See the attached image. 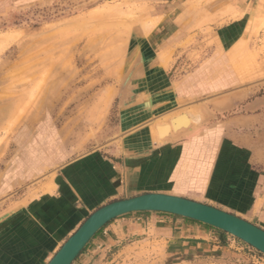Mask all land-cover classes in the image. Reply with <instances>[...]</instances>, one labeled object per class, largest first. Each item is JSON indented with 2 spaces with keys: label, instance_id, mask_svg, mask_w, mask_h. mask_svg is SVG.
I'll return each mask as SVG.
<instances>
[{
  "label": "rangeland",
  "instance_id": "rangeland-1",
  "mask_svg": "<svg viewBox=\"0 0 264 264\" xmlns=\"http://www.w3.org/2000/svg\"><path fill=\"white\" fill-rule=\"evenodd\" d=\"M163 5L159 0H0V220L46 192V182L65 163L111 148L138 125L134 120L129 131V122L124 124V102L154 98L157 86L145 79L144 67L156 57L177 83L195 78L203 64L216 60L237 77L227 94L264 95V0H189L184 10ZM180 13L185 19L177 23L183 25L168 24ZM161 17L169 38L172 31L191 33L181 46L194 52H155L162 44L154 45L152 32ZM215 48L228 52H212ZM171 109L153 115L156 137L164 130L163 135L178 132L187 120L203 122L198 110H189L192 117L175 110L160 119ZM170 119L172 127H165ZM213 231L217 241L191 244L155 239L151 231L139 237L142 242L114 252L113 264H264V255L253 247Z\"/></svg>",
  "mask_w": 264,
  "mask_h": 264
},
{
  "label": "crops",
  "instance_id": "crops-1",
  "mask_svg": "<svg viewBox=\"0 0 264 264\" xmlns=\"http://www.w3.org/2000/svg\"><path fill=\"white\" fill-rule=\"evenodd\" d=\"M159 1L174 10H184L189 2ZM164 19L152 32L154 45L162 44L155 52H194L181 46L191 33L172 31L169 38ZM179 19H185L183 13L170 18L168 24L183 25L177 23ZM168 38L176 42L172 47L163 45ZM212 52L228 51L215 48ZM153 61L144 71L145 79L157 86L154 98L124 102L123 122H129V131L138 121L133 132L107 150L65 163L46 182V192L4 216L0 220V264H47L95 210L147 192L208 203L264 229V95L227 94L225 90L237 77L231 71L227 74L226 66L216 60L203 64L195 78L178 83L171 70L158 64L157 57ZM170 109L160 119L166 121L175 110L192 117L189 110H198L203 122L191 121L178 132L170 129L164 137H156L152 129L157 120L151 123L152 117ZM167 123L171 125V119ZM128 193L132 195L116 197ZM100 231L73 264H113L114 252L142 242L139 237L151 231L155 239L172 242L217 241L212 229L157 212L131 213Z\"/></svg>",
  "mask_w": 264,
  "mask_h": 264
},
{
  "label": "water",
  "instance_id": "water-1",
  "mask_svg": "<svg viewBox=\"0 0 264 264\" xmlns=\"http://www.w3.org/2000/svg\"><path fill=\"white\" fill-rule=\"evenodd\" d=\"M135 212L166 213L191 219L225 232L264 255V229L259 226L206 203L173 194L147 192L110 202L95 210L47 264H73L103 227L116 218Z\"/></svg>",
  "mask_w": 264,
  "mask_h": 264
},
{
  "label": "bare ground",
  "instance_id": "bare-ground-1",
  "mask_svg": "<svg viewBox=\"0 0 264 264\" xmlns=\"http://www.w3.org/2000/svg\"><path fill=\"white\" fill-rule=\"evenodd\" d=\"M10 35H11V34H10ZM10 35H9V36H10ZM7 36H8V34H7ZM4 39H5V38H4ZM8 41H9V40H8ZM12 42H13V41H12ZM5 43H6V42H5ZM9 44H10V43H9ZM178 116H179V114H178ZM178 116L176 115V116H174V117H177V118H178ZM183 116L185 117V116H186V114H184ZM183 116H182V117H183ZM174 117H173V119H174ZM180 118H181V117H180ZM175 120H176V119H175ZM186 120H187V119H186ZM187 121H188V123H187L186 125H184V127H182V128H186V126H188V125H189V123H190V120H187ZM193 121H195V122H196V120H195V119H194ZM176 122H177V121H176ZM181 122H182V121H181ZM183 123H184V122H183ZM168 124H169V123H168ZM180 124H181V123H180ZM160 125H162V124H160ZM158 126H159V125H158ZM164 126H165V127L167 126V125H166V123H165V125H164ZM164 126H163V127H162V126H160V127H161V128H164ZM169 126H170V125H168V127H169ZM175 126H176V125H173V128H174V129H175ZM160 127H159V128H160ZM170 127H172V126H170ZM176 127H177V126H176ZM157 129H158V127H157ZM166 129H167V128H166ZM164 131H165V130H164ZM164 131H163V132H164ZM157 132H158V131H157ZM163 132H162V133H163ZM162 133H160V135H162V136H165V134L163 135ZM158 134H159V133H158ZM160 135H159V136H160ZM160 137H161V136H160Z\"/></svg>",
  "mask_w": 264,
  "mask_h": 264
},
{
  "label": "trees",
  "instance_id": "trees-1",
  "mask_svg": "<svg viewBox=\"0 0 264 264\" xmlns=\"http://www.w3.org/2000/svg\"><path fill=\"white\" fill-rule=\"evenodd\" d=\"M138 213H145V212H138ZM162 214H163V213H162ZM187 220H190V219H187ZM190 221H193V222H196V223H198V224H201V225L205 226L206 228H209V229H212V230L218 231V232L221 233L223 236L227 235L226 233H224V232H222V231H219V230H217V229H215V228H213V227H211V226L204 225V224H202V223H200V222H197V221H194V220H190ZM109 224H110V223H109ZM106 226H107V225H106ZM106 226H105V227H106ZM105 227H104V228H105ZM104 228H103V229H104ZM103 229H102V230H103ZM102 230H101V231H102ZM101 231H100V232H101Z\"/></svg>",
  "mask_w": 264,
  "mask_h": 264
}]
</instances>
